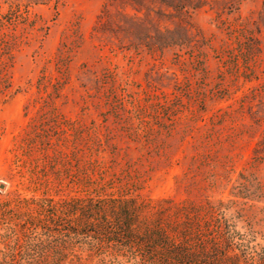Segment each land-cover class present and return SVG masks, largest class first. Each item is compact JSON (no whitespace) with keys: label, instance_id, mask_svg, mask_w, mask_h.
Segmentation results:
<instances>
[{"label":"rangeland","instance_id":"obj_1","mask_svg":"<svg viewBox=\"0 0 264 264\" xmlns=\"http://www.w3.org/2000/svg\"><path fill=\"white\" fill-rule=\"evenodd\" d=\"M262 139L264 0H0V202L221 200L264 251ZM103 250L63 264H115ZM27 253L0 236V264Z\"/></svg>","mask_w":264,"mask_h":264},{"label":"trees","instance_id":"obj_2","mask_svg":"<svg viewBox=\"0 0 264 264\" xmlns=\"http://www.w3.org/2000/svg\"><path fill=\"white\" fill-rule=\"evenodd\" d=\"M158 40L169 44L164 37ZM254 152L263 158L264 139ZM106 189L87 190L84 197L44 193L0 202V236L21 232L29 264H63L75 246L101 259L110 247L115 264L122 263L121 255H138L133 264H264L254 231L226 202L175 207L161 199L154 205L151 198L140 201L128 191L115 195Z\"/></svg>","mask_w":264,"mask_h":264},{"label":"water","instance_id":"obj_3","mask_svg":"<svg viewBox=\"0 0 264 264\" xmlns=\"http://www.w3.org/2000/svg\"><path fill=\"white\" fill-rule=\"evenodd\" d=\"M0 187L3 188L4 187V184H1Z\"/></svg>","mask_w":264,"mask_h":264}]
</instances>
